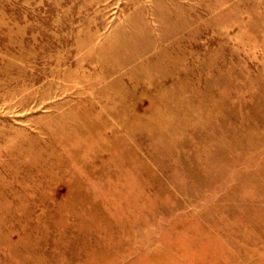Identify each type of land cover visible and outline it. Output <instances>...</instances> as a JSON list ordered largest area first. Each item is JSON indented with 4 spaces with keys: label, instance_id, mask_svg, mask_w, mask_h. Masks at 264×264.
<instances>
[{
    "label": "rangeland",
    "instance_id": "374dc122",
    "mask_svg": "<svg viewBox=\"0 0 264 264\" xmlns=\"http://www.w3.org/2000/svg\"><path fill=\"white\" fill-rule=\"evenodd\" d=\"M0 264H264V0H0Z\"/></svg>",
    "mask_w": 264,
    "mask_h": 264
}]
</instances>
